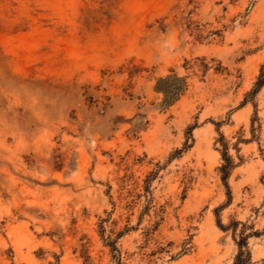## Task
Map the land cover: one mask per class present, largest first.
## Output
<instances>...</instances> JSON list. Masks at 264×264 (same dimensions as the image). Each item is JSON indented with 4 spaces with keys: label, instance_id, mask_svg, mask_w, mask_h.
I'll use <instances>...</instances> for the list:
<instances>
[{
    "label": "rangeland",
    "instance_id": "1",
    "mask_svg": "<svg viewBox=\"0 0 264 264\" xmlns=\"http://www.w3.org/2000/svg\"><path fill=\"white\" fill-rule=\"evenodd\" d=\"M263 65L264 0H0V264H264Z\"/></svg>",
    "mask_w": 264,
    "mask_h": 264
},
{
    "label": "trees",
    "instance_id": "2",
    "mask_svg": "<svg viewBox=\"0 0 264 264\" xmlns=\"http://www.w3.org/2000/svg\"><path fill=\"white\" fill-rule=\"evenodd\" d=\"M162 83L166 85V88L162 89V91L165 93L164 105L166 106H170L173 103H175L187 89L186 79L180 78L177 75L171 78L163 79ZM263 87H264V65L261 68L260 75L258 76V79L255 83V87L252 89L251 92L247 94L245 103H248L251 97L254 98L257 97V95L259 94V92L262 90ZM255 109L257 110V105H255ZM223 146H224V150L222 151L223 164L219 168V171L221 173L222 180L226 188H228L229 190L230 189L229 179L231 177L232 172L237 167V164H235L233 157L229 154L228 144L223 143ZM237 150L239 151L238 148ZM229 197L231 199V193H229ZM218 225L224 231H229V230L233 231L234 241L238 248L234 264H254L252 260V252L249 246V239L254 236H259V233L257 231H251L250 233H247L246 224L240 221H233L228 226H225L222 224L221 219H219ZM240 225L243 226V230L240 233H238V228ZM111 246L113 247V250L116 248L115 245L111 244Z\"/></svg>",
    "mask_w": 264,
    "mask_h": 264
}]
</instances>
